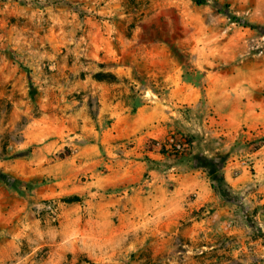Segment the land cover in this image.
Returning <instances> with one entry per match:
<instances>
[{
    "label": "rangeland",
    "instance_id": "1",
    "mask_svg": "<svg viewBox=\"0 0 264 264\" xmlns=\"http://www.w3.org/2000/svg\"><path fill=\"white\" fill-rule=\"evenodd\" d=\"M217 71L264 101V0H0V264H264V102L227 135Z\"/></svg>",
    "mask_w": 264,
    "mask_h": 264
},
{
    "label": "crops",
    "instance_id": "2",
    "mask_svg": "<svg viewBox=\"0 0 264 264\" xmlns=\"http://www.w3.org/2000/svg\"><path fill=\"white\" fill-rule=\"evenodd\" d=\"M245 76L246 74L241 71H217L206 76L204 87L206 99L210 107L219 115V123L226 129L227 135L233 133L235 135L239 132L240 128L250 120V116L254 120L252 125L259 123L258 109L264 101H260L256 92L251 93L250 89L243 85ZM165 121L170 120L166 118ZM208 122L209 125L203 126L207 127L206 130L213 126L214 120L210 119ZM166 129L167 127L165 131ZM173 135L175 134L172 133L171 136ZM167 139L169 137L165 136V141ZM157 151L161 154L159 146Z\"/></svg>",
    "mask_w": 264,
    "mask_h": 264
},
{
    "label": "built area",
    "instance_id": "3",
    "mask_svg": "<svg viewBox=\"0 0 264 264\" xmlns=\"http://www.w3.org/2000/svg\"><path fill=\"white\" fill-rule=\"evenodd\" d=\"M191 145L187 139L178 140L176 138H172L169 141V144H163L161 149L165 151V154H171L173 156H183L190 151Z\"/></svg>",
    "mask_w": 264,
    "mask_h": 264
},
{
    "label": "trees",
    "instance_id": "4",
    "mask_svg": "<svg viewBox=\"0 0 264 264\" xmlns=\"http://www.w3.org/2000/svg\"><path fill=\"white\" fill-rule=\"evenodd\" d=\"M105 77V78H104ZM106 77H109V76H102V77H99L98 79H100V80H106ZM113 77V76H112ZM190 143V142H189ZM77 201H79V200H77Z\"/></svg>",
    "mask_w": 264,
    "mask_h": 264
}]
</instances>
